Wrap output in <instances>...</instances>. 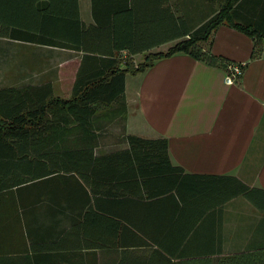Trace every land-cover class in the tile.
Here are the masks:
<instances>
[{
  "label": "crops",
  "instance_id": "obj_1",
  "mask_svg": "<svg viewBox=\"0 0 264 264\" xmlns=\"http://www.w3.org/2000/svg\"><path fill=\"white\" fill-rule=\"evenodd\" d=\"M223 1L127 0L121 4H135L144 18H148L146 12L162 21L159 17L166 13L175 22L194 25L206 20ZM235 1L232 6H238V20H264L259 17L264 0ZM97 2L95 7L100 6ZM76 19L84 25L94 21L92 0H0V23L7 32L9 28L13 32L24 28L26 21L29 33L61 39L69 35ZM19 34H0V87L48 83L53 95L67 97L81 51L23 40ZM262 42L263 38L256 40L253 46L249 35L226 22L215 27L208 41H202L212 53L242 64L238 80L231 83L224 81L221 67L183 52L159 58L141 72L125 74L124 117L118 113L99 117L102 124L95 131L109 133L113 139L99 141L95 150L126 148L125 133L164 137L171 164L187 173L234 176L249 187L259 188L255 194L261 199L255 204L243 194L223 198L225 185L211 181L204 190L191 181L190 188L182 193L183 204L174 197L116 209L114 212L124 214L127 221L124 229L128 238L122 244L126 252L158 249L165 255L161 257L171 262L242 253L246 264H264ZM252 49L256 50L253 56ZM65 212L68 209L52 207L48 211L42 206L28 210L27 224L17 227L13 236V245L19 250L2 254L9 256H0V260L11 259L12 264H116L119 248L83 244L79 227L78 231L71 227L76 230L71 241L75 239L77 246L70 248ZM3 229L5 226L0 225V231ZM91 229L94 232L93 226ZM130 231L139 242L134 235L131 239ZM134 256L126 255L123 264H131Z\"/></svg>",
  "mask_w": 264,
  "mask_h": 264
},
{
  "label": "trees",
  "instance_id": "obj_2",
  "mask_svg": "<svg viewBox=\"0 0 264 264\" xmlns=\"http://www.w3.org/2000/svg\"><path fill=\"white\" fill-rule=\"evenodd\" d=\"M97 1L92 0L94 21L84 25L76 19L69 35L61 39L29 33L26 21L17 32L13 28L7 32L0 23L1 35L20 33L23 40L81 51L67 97L53 95L48 83L0 87V225L5 226L0 231V256L19 250L13 245L16 228L27 224L28 210L42 206L48 211L68 209L63 216L70 225V248L77 246L71 236L79 227L83 244L121 249L116 264H123L126 255H135L131 264H246L242 253L171 262L158 249L126 252L122 244L128 238L127 221L116 209L174 197L183 204L182 193L191 181L204 190L214 181L225 185L223 198L243 194L255 204L261 200L255 194L259 188L231 175L184 172L170 163L164 137L125 133L126 148L99 152L95 148L102 136L95 129L102 124L101 116L124 117L125 74L141 72L155 60L178 52L226 71L234 61L212 53L200 42L208 41L215 27L226 22L249 35L253 46L263 38L264 48V20H238L235 0H224L206 20L194 25L175 22L166 13L159 17L162 21L146 12L148 18H144L135 4H121L127 0ZM95 2L100 6L95 7ZM259 15L264 19V11ZM255 53L252 49L251 56ZM134 54L141 55L136 62L131 59ZM131 233V239L134 235L139 242ZM0 264H12V260H0Z\"/></svg>",
  "mask_w": 264,
  "mask_h": 264
},
{
  "label": "built area",
  "instance_id": "obj_3",
  "mask_svg": "<svg viewBox=\"0 0 264 264\" xmlns=\"http://www.w3.org/2000/svg\"><path fill=\"white\" fill-rule=\"evenodd\" d=\"M240 63L238 62H231L228 63L226 68L227 70L224 71V81L227 83H231L234 81L235 76L241 73Z\"/></svg>",
  "mask_w": 264,
  "mask_h": 264
},
{
  "label": "rangeland",
  "instance_id": "obj_4",
  "mask_svg": "<svg viewBox=\"0 0 264 264\" xmlns=\"http://www.w3.org/2000/svg\"><path fill=\"white\" fill-rule=\"evenodd\" d=\"M200 43H202V42H200ZM141 56V55H140ZM140 56L138 55V54H134V55H132L131 56V59H132V61H134V62H136L139 58H140ZM128 85V84H127ZM119 120V119H118ZM110 126L109 125H107L106 126V129L105 130H107V132H109L110 131ZM100 133V132H99ZM100 135V134H99ZM114 136H115V134H113ZM101 136H102V138H101V142H108L110 139H113L112 137L113 136H111L109 133H106V134H101ZM115 137H117V136H115Z\"/></svg>",
  "mask_w": 264,
  "mask_h": 264
}]
</instances>
